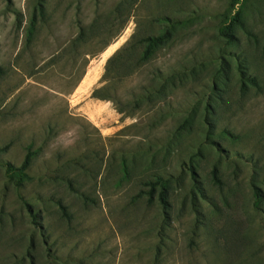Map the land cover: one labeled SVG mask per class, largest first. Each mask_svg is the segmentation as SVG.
<instances>
[{"label": "rangeland", "instance_id": "1", "mask_svg": "<svg viewBox=\"0 0 264 264\" xmlns=\"http://www.w3.org/2000/svg\"><path fill=\"white\" fill-rule=\"evenodd\" d=\"M233 1L0 0V264H264V0L231 42Z\"/></svg>", "mask_w": 264, "mask_h": 264}, {"label": "trees", "instance_id": "2", "mask_svg": "<svg viewBox=\"0 0 264 264\" xmlns=\"http://www.w3.org/2000/svg\"><path fill=\"white\" fill-rule=\"evenodd\" d=\"M243 0H234L231 5V10L229 15L226 17L225 23L220 27V34L222 37L228 39L229 41L233 42L235 38V30L238 27L244 28L243 22ZM171 39V31L169 28H165L159 35H148L143 37L139 40L142 44H144V50L142 53V59L147 60L149 59L160 47H163L168 43ZM252 85H256L254 80L250 81ZM94 98L99 99H108L111 98L109 95H104L101 91L96 90L93 93ZM32 160V153L28 152L24 162L21 166L16 167L11 163H6V173L8 177L14 182L17 188L23 187L25 182L28 180L27 171L30 168ZM148 185L154 188L155 183L148 182ZM255 208L260 209V204L262 202V195L259 189H255ZM160 201L165 206L167 204V188L165 185L162 188L160 193Z\"/></svg>", "mask_w": 264, "mask_h": 264}]
</instances>
